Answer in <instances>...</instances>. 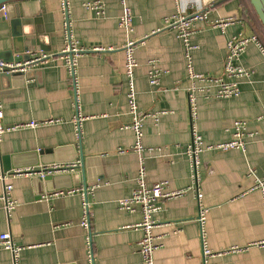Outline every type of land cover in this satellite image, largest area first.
<instances>
[{
    "label": "crops",
    "instance_id": "crops-1",
    "mask_svg": "<svg viewBox=\"0 0 264 264\" xmlns=\"http://www.w3.org/2000/svg\"><path fill=\"white\" fill-rule=\"evenodd\" d=\"M20 1L10 16L5 18L0 11V60H18L13 48L25 36L33 37L35 52L56 58L34 68L23 80L0 74L3 122L12 126L31 120L54 121L6 132L0 142V173L5 154L45 151L56 160L74 151L93 158L86 173L96 180L72 191L40 195L30 175H16L15 170L7 174L19 203L8 214L0 200V234L10 233L21 247L17 264H89L90 253L94 264H146L138 245L143 229L133 226L141 221V212L137 208L130 213L118 205L137 187L142 163L149 185L169 180L172 188L186 190L166 200L153 215L159 245L155 264H204V244L214 252L209 264H264V245L256 243L264 240L263 193L256 187L258 178L264 176L261 48L250 42L240 56L247 74H225L228 41L257 34L245 0H127L133 12L131 32L119 25L120 0H67L74 39L87 50L78 57L75 76L58 56L66 44L61 0ZM98 2L103 14L92 7ZM178 7L187 14L204 10L210 20L233 19L224 28L198 21L191 34L195 70L237 84L240 90L229 98L199 96L196 120L189 105L194 80L188 74L186 48L176 30L166 26V18ZM129 39L136 42L137 100L147 117L142 137L145 149L122 154L118 151L135 145L134 131L128 127L132 115L125 74ZM153 65L162 72L157 85L150 83ZM76 116L81 118L79 123L73 121ZM236 121L244 128L245 151L206 148L201 153L198 185L207 208L201 224L185 148L194 127L206 146L231 140ZM55 163L67 162L48 165ZM41 166L45 165L36 168ZM75 171H81V164ZM3 189L0 178V194ZM83 193L90 206L89 229L81 225ZM0 264H16L12 250L0 246Z\"/></svg>",
    "mask_w": 264,
    "mask_h": 264
},
{
    "label": "built area",
    "instance_id": "built-area-1",
    "mask_svg": "<svg viewBox=\"0 0 264 264\" xmlns=\"http://www.w3.org/2000/svg\"><path fill=\"white\" fill-rule=\"evenodd\" d=\"M179 1V0H178ZM189 2V0H186ZM122 4V13L119 17V25L126 29L128 32L132 31V22H133V12L132 8L128 5L127 0H120ZM62 10L64 13V22H63V31L66 40V44L62 52L58 55L62 58L67 66V69L70 75L75 76L78 57L86 52L87 50L83 47H80L77 41L74 39V34L72 31V22H71V13L70 6L67 0H61ZM192 3V2H189ZM92 7L96 10L97 14H103L104 8L101 3H95ZM6 6H2L0 11L3 12V15L6 18ZM198 21H209L214 26H219L224 28L228 24L233 22V19L227 20H210L208 17V12L204 10H196L193 14H187L183 9L178 7V10L172 16L166 18V26L175 29L178 37L182 40L186 48V60H187V70L188 74L194 80L191 86V91L189 94V105L191 117L193 120L197 118V98L199 96H204L207 98H229L235 96L239 93V88L237 84L224 83L220 77H210L204 74H200L195 70L193 58L191 54V45L190 37L193 33L195 24ZM250 42H255L262 51L264 56V42L260 39L258 34H252L251 36H236L231 38L228 41V52L225 62V74L229 76H241L247 74L248 70L241 66L239 63L240 56L246 49L247 45ZM97 49V48H96ZM136 42L132 39H129L125 45V74L128 78L129 91H128V103H129V112L132 115V123L128 126L130 127L135 134V145L131 150L122 149L118 152L124 154L126 152L135 150L142 152L145 148L142 142L143 137V126L144 120L147 117V114H144L140 111L138 100H137V91L135 86V69L138 66V61L135 56ZM29 58L22 60H14L11 62L0 60V74L2 73H14V72H25L34 68L41 67L42 64H47L51 60L56 58V55L48 54L45 52H27ZM161 70L153 65L150 72L149 78L150 83L157 85L160 82ZM197 82H204L207 85L201 87ZM3 103L0 99V142L4 137V134L11 130H19L24 128H34L47 123H51L54 120H49L47 122H39L36 120H31L29 122L17 123L12 126H7L3 122ZM81 120L80 116L74 118V122L79 123ZM206 148L220 149V150H230V149H240L242 151L246 150L245 142V132L241 122H235V129L233 133V138L226 142L216 143L206 146L203 141V137L199 134L198 130L194 127L192 130V137L190 142L185 148V153L187 154L190 161V171L191 177L196 185L198 193V202H199V211H198V220L201 224L205 222L207 208L201 201V192L199 190V181H200V158L201 153ZM148 150L153 151V148ZM81 162L78 160L73 163L66 164H50L41 166L37 168H28V169H16V175H41L61 173V172H73L79 166ZM7 173H0V178L4 180V189L0 194V200L4 203V208L8 214L16 208L19 201L12 195L13 184L8 182ZM137 187L133 190L132 194L119 200L118 205L122 210H126L130 213L136 212L137 208L141 212V221L134 224L135 227H141L143 229V236L139 240V251L143 256V260L146 264H155V251L158 248L157 238L154 235L155 220L153 215L156 211L160 210L166 202V200L171 198H176L183 195L185 189H175L171 187L169 180H163L156 182L152 185L146 180V168L144 164H140V168L137 176ZM256 187H259L263 193V204H264V176L258 178ZM88 188H86L87 190ZM64 191V190H63ZM58 191L54 194H60ZM72 191V190H69ZM81 225L85 229L90 228V206L89 201L85 193L82 194V218ZM177 232L180 229L176 230ZM90 241V239H89ZM261 245H264V240L256 242ZM0 246L10 249L14 253V259L17 264L18 256L21 250L20 246H17L14 243L10 233L0 234ZM239 247H233L232 250H240ZM214 252L204 244L203 247V259L204 264H209V258L212 257ZM89 264H94L92 254L89 256Z\"/></svg>",
    "mask_w": 264,
    "mask_h": 264
},
{
    "label": "water",
    "instance_id": "water-1",
    "mask_svg": "<svg viewBox=\"0 0 264 264\" xmlns=\"http://www.w3.org/2000/svg\"><path fill=\"white\" fill-rule=\"evenodd\" d=\"M20 0H0V8L2 6H6V17L10 16V11L13 7L19 6ZM250 5L252 6L260 24L264 28V0H249ZM41 17L39 16L37 20L39 21ZM25 21V20H23ZM27 21V20H26ZM19 21H14V23H18ZM35 46L33 37L25 36V38L17 39L13 50H15L18 55V60L29 58V54L27 52H35L37 49ZM26 51V52H25ZM17 60V61H18ZM34 69L25 71V72H14V73H2L5 76H20L17 79H25L29 78ZM73 151V147L70 146V152ZM35 157V159H34ZM81 158V171H73V172H61V173H53V174H45L41 176L39 174L32 175L30 177L31 183L33 186L38 188V193L40 195L44 193H54L63 190H74L76 188H80L83 186H87V183L95 181L96 178L86 173V170L89 168V163L93 158H85L82 154L79 156L77 153L72 152L69 156L65 158H58L56 160H52L49 155H45V151L30 152L23 153L20 155H10L5 154L2 156L3 159V168L2 173L11 172L16 169H28V168H36L39 165H48L49 163H53L55 161H62L67 163H73Z\"/></svg>",
    "mask_w": 264,
    "mask_h": 264
},
{
    "label": "trees",
    "instance_id": "trees-1",
    "mask_svg": "<svg viewBox=\"0 0 264 264\" xmlns=\"http://www.w3.org/2000/svg\"><path fill=\"white\" fill-rule=\"evenodd\" d=\"M245 5L247 7L248 12L250 13V15L252 17V22L254 24V27L256 29L258 36L264 42V28H263V26L260 24L252 6L250 5L249 0H245Z\"/></svg>",
    "mask_w": 264,
    "mask_h": 264
}]
</instances>
